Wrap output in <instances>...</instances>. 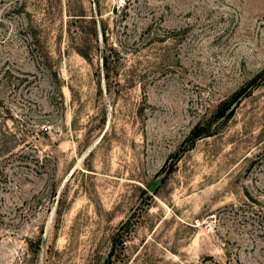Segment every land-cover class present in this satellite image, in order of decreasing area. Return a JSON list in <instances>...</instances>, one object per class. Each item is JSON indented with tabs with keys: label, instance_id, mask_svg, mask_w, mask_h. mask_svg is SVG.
Listing matches in <instances>:
<instances>
[{
	"label": "rangeland",
	"instance_id": "rangeland-1",
	"mask_svg": "<svg viewBox=\"0 0 264 264\" xmlns=\"http://www.w3.org/2000/svg\"><path fill=\"white\" fill-rule=\"evenodd\" d=\"M0 264H264V0H0Z\"/></svg>",
	"mask_w": 264,
	"mask_h": 264
},
{
	"label": "trees",
	"instance_id": "trees-1",
	"mask_svg": "<svg viewBox=\"0 0 264 264\" xmlns=\"http://www.w3.org/2000/svg\"><path fill=\"white\" fill-rule=\"evenodd\" d=\"M208 135H210V132L208 129H204L203 127L196 125L193 128L191 134L188 136V140H190V142L193 143L195 140H197L203 136H208Z\"/></svg>",
	"mask_w": 264,
	"mask_h": 264
}]
</instances>
